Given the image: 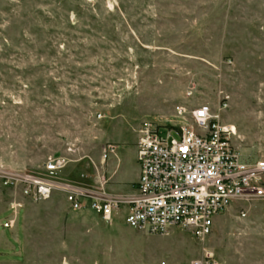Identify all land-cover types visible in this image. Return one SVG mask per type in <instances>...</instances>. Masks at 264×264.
Instances as JSON below:
<instances>
[{
    "label": "rangeland",
    "instance_id": "obj_1",
    "mask_svg": "<svg viewBox=\"0 0 264 264\" xmlns=\"http://www.w3.org/2000/svg\"><path fill=\"white\" fill-rule=\"evenodd\" d=\"M203 104L246 157L264 158V0H0V264H264L261 212L235 206L200 241L2 182L63 159L59 178L92 190L105 178L108 194L126 195L141 124L182 122L177 106ZM106 144L116 153L104 163Z\"/></svg>",
    "mask_w": 264,
    "mask_h": 264
},
{
    "label": "built area",
    "instance_id": "obj_2",
    "mask_svg": "<svg viewBox=\"0 0 264 264\" xmlns=\"http://www.w3.org/2000/svg\"><path fill=\"white\" fill-rule=\"evenodd\" d=\"M176 114L182 122L141 124L139 178L126 195L108 194L105 178L95 190L59 178L63 159H50L44 174L11 172L1 176L2 182L20 188L22 197L34 202L61 192L72 210L88 207L108 223L122 214L135 230L164 235L182 228L200 241L212 233L216 217L235 206L242 218L253 211L264 214V158L246 157L233 143L234 127L223 125L209 105H179ZM102 151L105 163L116 146L106 144ZM22 208L20 202L12 204V217L2 225L12 228Z\"/></svg>",
    "mask_w": 264,
    "mask_h": 264
},
{
    "label": "crops",
    "instance_id": "obj_3",
    "mask_svg": "<svg viewBox=\"0 0 264 264\" xmlns=\"http://www.w3.org/2000/svg\"><path fill=\"white\" fill-rule=\"evenodd\" d=\"M138 178H139V176H138ZM64 200H65V198H64ZM66 202V201H65Z\"/></svg>",
    "mask_w": 264,
    "mask_h": 264
}]
</instances>
